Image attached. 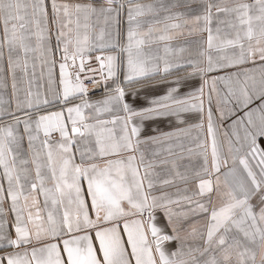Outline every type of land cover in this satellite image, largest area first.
I'll list each match as a JSON object with an SVG mask.
<instances>
[{"label": "snow or ice", "instance_id": "6c2138e0", "mask_svg": "<svg viewBox=\"0 0 264 264\" xmlns=\"http://www.w3.org/2000/svg\"><path fill=\"white\" fill-rule=\"evenodd\" d=\"M0 264H264V0H0Z\"/></svg>", "mask_w": 264, "mask_h": 264}]
</instances>
